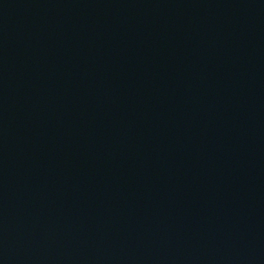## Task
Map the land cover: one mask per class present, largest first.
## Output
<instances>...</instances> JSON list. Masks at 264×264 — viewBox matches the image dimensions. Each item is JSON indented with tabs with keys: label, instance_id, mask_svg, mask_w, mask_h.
I'll return each mask as SVG.
<instances>
[{
	"label": "water",
	"instance_id": "obj_1",
	"mask_svg": "<svg viewBox=\"0 0 264 264\" xmlns=\"http://www.w3.org/2000/svg\"><path fill=\"white\" fill-rule=\"evenodd\" d=\"M0 264H264V0H0Z\"/></svg>",
	"mask_w": 264,
	"mask_h": 264
}]
</instances>
